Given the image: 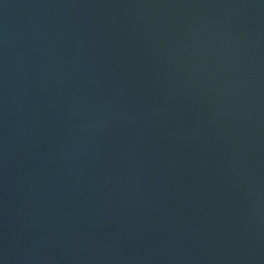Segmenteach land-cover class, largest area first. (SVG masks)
Here are the masks:
<instances>
[{"label": "water", "instance_id": "1", "mask_svg": "<svg viewBox=\"0 0 264 264\" xmlns=\"http://www.w3.org/2000/svg\"><path fill=\"white\" fill-rule=\"evenodd\" d=\"M0 264H264V0H0Z\"/></svg>", "mask_w": 264, "mask_h": 264}]
</instances>
